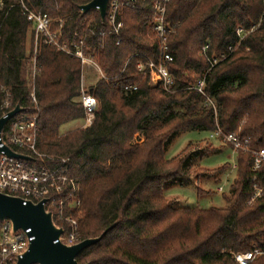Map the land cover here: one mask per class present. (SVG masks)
<instances>
[{"label": "trees", "instance_id": "trees-1", "mask_svg": "<svg viewBox=\"0 0 264 264\" xmlns=\"http://www.w3.org/2000/svg\"><path fill=\"white\" fill-rule=\"evenodd\" d=\"M2 1L0 117L17 105L22 113L37 114L38 152L67 159L77 186L80 205L65 215L76 219L79 241L106 231L77 255L78 264H236L237 252L264 251V162L253 170L249 152H236L224 208L176 207L163 193L166 182L189 179L187 156L164 157V145L175 133L219 127L248 137L250 149L264 148V0H170L165 20L173 29L167 40L171 92L149 85L147 68L136 67L144 56L158 57L152 0L125 8L119 35L107 34L102 43L99 32L106 23L97 12L79 10L89 0H23L61 18L64 40L76 42L74 32L86 35L85 52L93 54L105 77L85 89L98 102L91 123L65 134L59 133L62 125L86 117L76 101L81 61L40 40L29 86L33 46L27 45L34 32L16 1ZM238 28L246 32L239 44ZM206 44L209 57L229 45L234 50L209 69ZM204 73L205 96L192 88ZM128 84L136 90L124 89ZM249 264H264V255Z\"/></svg>", "mask_w": 264, "mask_h": 264}, {"label": "built area", "instance_id": "built-area-1", "mask_svg": "<svg viewBox=\"0 0 264 264\" xmlns=\"http://www.w3.org/2000/svg\"><path fill=\"white\" fill-rule=\"evenodd\" d=\"M10 1L18 3L26 20L32 26L37 45L41 40L45 44L55 47L58 51L74 55L81 61L82 67L92 66L98 72L99 77L105 78L93 54H86L85 52L86 35L79 36L74 32L73 37H78V40L70 43L64 40L63 20L61 18H52L47 13L31 9L27 7L23 0ZM135 1L108 0L103 19V22L106 23V28L101 29L99 32V37L102 39L101 43L107 34L119 35L123 26V10L132 7ZM169 1L152 0L153 18L151 31L156 41L158 57L156 60H152L144 56L145 61L138 62L136 66L139 72L147 68L149 85L160 86L167 92L173 91L174 86L173 77L167 67L173 61V56L167 44L168 37L173 32V29L165 20ZM2 4L3 1L0 0V7ZM92 11L98 13V8ZM252 30L253 27L248 32ZM235 33L239 44L246 32L238 28ZM207 48L208 44L204 45L202 52L207 59L209 69L226 60L234 50V47L229 45L225 51L209 57L206 55ZM34 63L35 58L33 57V65ZM206 73L196 80L192 86L204 96ZM124 89L136 90V85L128 84ZM30 97L32 102L36 103L33 92L30 93ZM78 102L83 107L87 117V124H90L92 119L88 120V118L94 117L98 102L92 94L84 89L83 75ZM210 103L213 105L211 101ZM8 106L9 103L5 100L4 107L7 108ZM209 136L230 146L235 152H249L253 158V170H258L264 162V148L250 149L248 137H240L237 133H224L219 127L211 131ZM37 138V114L28 115L20 112L5 124L0 132V147L6 146L14 152L27 155L30 159H16L6 155L4 152L0 153V192L18 197L22 199L24 204L26 202L36 204L45 200L43 204L45 211L51 214L53 224L63 230V233L56 241L70 246L79 242L78 224L76 219L65 215V210L79 207L80 202L75 194L77 186L75 180L68 175L67 159H54L50 155L39 153L37 150ZM232 168L235 169V165ZM217 189L218 191L223 190L221 186ZM54 219L62 222L65 226L56 223ZM29 232L30 229L13 231L10 220L0 221V264H15L17 258L27 250L29 243L33 240V236H29ZM260 255H264V251L258 247H253L249 251L235 253L233 259L236 264H249Z\"/></svg>", "mask_w": 264, "mask_h": 264}, {"label": "rangeland", "instance_id": "rangeland-1", "mask_svg": "<svg viewBox=\"0 0 264 264\" xmlns=\"http://www.w3.org/2000/svg\"><path fill=\"white\" fill-rule=\"evenodd\" d=\"M32 42L27 45L28 48L33 46L27 64L28 72L30 71L27 77L29 86L33 82V57L35 58L37 54V40L34 33ZM82 75L84 89L93 85L99 77L92 66L82 67ZM86 120L87 117L83 120L68 122L60 127L59 133L65 134L68 131L84 128L89 125ZM209 134L210 132L206 131L178 132L172 135L164 145L163 152L166 159L188 157L186 177L189 179L166 182L163 189L166 200L176 207L208 209L224 208L227 205L225 196L228 195L230 184L235 176V170L232 167L235 165L236 152L220 140L210 138ZM135 140L139 138L135 136ZM141 141L140 139L139 142ZM225 165L230 167L224 172H215L216 169ZM219 186L222 187V191H218Z\"/></svg>", "mask_w": 264, "mask_h": 264}, {"label": "water", "instance_id": "water-1", "mask_svg": "<svg viewBox=\"0 0 264 264\" xmlns=\"http://www.w3.org/2000/svg\"><path fill=\"white\" fill-rule=\"evenodd\" d=\"M107 2L108 0H90L80 5L79 10L87 13L98 8L99 16L103 20ZM21 111L22 108L17 105L0 117V132L10 119ZM1 152L16 159H30L27 155L14 152L6 146L0 147ZM44 202L45 200L36 204H24L22 199L0 192V221L8 219L12 223L13 231L30 229L29 236H33L27 250L17 258L15 264H78L77 255L97 243L106 231L99 237L84 239L70 246L56 241L63 230L53 224L51 214L43 207Z\"/></svg>", "mask_w": 264, "mask_h": 264}]
</instances>
